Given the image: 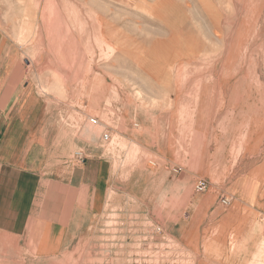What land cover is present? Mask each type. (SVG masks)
Returning a JSON list of instances; mask_svg holds the SVG:
<instances>
[{"label":"rangeland","instance_id":"rangeland-1","mask_svg":"<svg viewBox=\"0 0 264 264\" xmlns=\"http://www.w3.org/2000/svg\"><path fill=\"white\" fill-rule=\"evenodd\" d=\"M0 35L30 40L20 65L47 79L33 89L65 144L135 185L52 264H196L168 229L184 191L168 192L162 173L193 175L197 196L264 162L244 150L264 133V0H0Z\"/></svg>","mask_w":264,"mask_h":264},{"label":"crops","instance_id":"crops-1","mask_svg":"<svg viewBox=\"0 0 264 264\" xmlns=\"http://www.w3.org/2000/svg\"><path fill=\"white\" fill-rule=\"evenodd\" d=\"M29 43L0 35V264L57 263L65 245L105 215L112 193L135 187L119 180L96 151L79 150L74 139L65 144L63 127L49 120L51 100L33 89L47 79L32 81L20 65ZM42 53L41 69L53 68L41 65ZM256 135L247 138L248 156L264 150V133ZM71 151L69 157L83 152L85 160L65 159ZM166 172L167 191L183 190L186 205L168 229L196 264H264V162L249 174L219 177L197 196L193 175Z\"/></svg>","mask_w":264,"mask_h":264},{"label":"built area","instance_id":"built-area-1","mask_svg":"<svg viewBox=\"0 0 264 264\" xmlns=\"http://www.w3.org/2000/svg\"><path fill=\"white\" fill-rule=\"evenodd\" d=\"M110 135L109 134H104L103 135V140L104 141H109L110 140ZM76 158L79 159V160H83L84 159V155H83V152H77L75 154ZM151 164L154 166V163L151 162ZM174 172H177L176 170H174ZM205 187H206V184L205 183H200L198 186H197V190L200 191V192H203L205 190ZM221 203L223 206H229L230 204V199H227V198H222L221 199Z\"/></svg>","mask_w":264,"mask_h":264}]
</instances>
